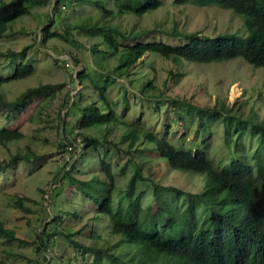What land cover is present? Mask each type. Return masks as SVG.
<instances>
[{
    "label": "trees",
    "instance_id": "obj_1",
    "mask_svg": "<svg viewBox=\"0 0 264 264\" xmlns=\"http://www.w3.org/2000/svg\"><path fill=\"white\" fill-rule=\"evenodd\" d=\"M49 2L0 0V38L8 35L13 21L28 14L27 4L46 5ZM171 4L179 8H218L227 11L232 19L223 28L214 27L209 32L208 28L189 29L183 22L179 25L176 19L168 25L164 21L155 24L154 30L177 43L171 44L144 40L149 30L139 26L140 19L160 9L164 0L53 1L54 7L41 28L40 42L67 37L75 40L82 36L92 58L90 66L105 74V78L95 81L85 66L77 70L78 61L70 58L72 73L89 94L83 104L81 91L77 90L72 96L67 94L64 104L67 116L75 100L78 103L77 125L73 128L74 135L60 132L71 148L68 152L71 160L82 152L95 151L99 170L97 179L93 175L86 180L84 177L75 179L74 172L78 168L76 170L73 162L64 160L59 166L65 171L58 184L66 176L93 206L90 216H83L80 210H69L70 219L65 220L61 212L57 216L47 213V217L39 221L40 230L30 241L17 237L14 228L5 227L0 221V238L5 243L17 241L33 246L36 258L27 257V264H56V244L62 251L61 262L64 258L69 264H94L92 260L89 262V255H99L107 264H264V118L260 119L254 108L228 107L224 101H216L210 110L190 101L170 99L173 106L180 108L183 118L198 119L202 130L207 128V121H220L224 142L232 151L226 161H214L205 149L177 148L141 125L140 118L123 122V112L116 110L118 102L109 97L108 90L118 79H124L120 81L123 108L129 107L127 94L152 100L162 97L153 77L140 81L138 76V70L146 63L142 59L146 54L168 61L171 65L168 78L174 81L184 77L188 64L241 58L254 68L264 67V0H171ZM27 48L0 53L1 58L10 60L4 70L19 60L12 74L0 72V83L33 74L34 65L25 56ZM61 87L63 84L40 83L21 92L13 101L1 98L0 116L6 121L15 119L34 99L52 96ZM120 125L124 127L120 136V144H126L123 147L112 143L106 134L111 126ZM96 126H105L101 138L90 132ZM58 128L61 131V126ZM23 137L20 130L0 126V146ZM243 137H248L249 144L255 148L236 156L237 139ZM107 144L128 157L126 162L133 166L132 176L122 189L115 184L111 165L98 152L101 145ZM39 158L32 151L23 153L19 149L6 165ZM3 164L5 162L0 161V178L7 169ZM163 167L169 173L194 177L191 185L196 186L195 190L190 186L183 189L156 182L161 178ZM149 183L152 203L143 208V191L138 185ZM13 204L27 211L23 199L16 197ZM49 217L50 221L46 222ZM72 225L79 227L73 230ZM82 233L95 244L83 242L79 238ZM59 234L64 238L63 247L57 238ZM67 248H71L72 255L65 253Z\"/></svg>",
    "mask_w": 264,
    "mask_h": 264
},
{
    "label": "rangeland",
    "instance_id": "obj_2",
    "mask_svg": "<svg viewBox=\"0 0 264 264\" xmlns=\"http://www.w3.org/2000/svg\"><path fill=\"white\" fill-rule=\"evenodd\" d=\"M53 1L50 0L46 5L27 4L28 14L13 21L8 35L0 38V53L7 50L19 51L28 46L25 56L35 68L30 76L9 83H0V99L13 101L21 92L40 83L63 84V87L55 91L52 96L34 99L17 118L6 121L0 116L2 124L0 126L8 130H20L24 135L20 140L0 146V161H4L5 164L2 167L7 168L0 178V221L5 227L14 228L17 237L28 241L34 239L35 232L40 230L39 221L46 218L47 213L50 216H57L61 212L65 220L70 219L69 210L73 212L80 210L83 216L93 214V206L82 196L77 187L69 183L66 176L58 184V181L62 179V172L65 171V169L64 171L59 169L61 163L64 160L73 162L76 170L78 168V171L74 172L75 179L84 177L86 180L91 175L97 179L99 170L97 152L93 151L90 154L82 152L72 160L68 154L70 146L65 137L74 135L73 128L77 125L78 103L75 100L67 116L64 108L66 96L67 94L72 96L77 90L81 91L83 104L86 96L88 98L89 91L85 85L81 86L76 80L72 67L66 65H71L70 58H75L78 61L75 68L78 70L85 66L95 81L105 78V74L100 71L96 72L90 66L92 58L86 40L82 36L75 40L67 37L63 40L51 38L45 40L44 44L40 42L41 28L46 23L50 10L54 7ZM172 19H176L179 25L183 22V25L189 29L208 28L209 32L214 27L223 28L232 17L227 11L218 8L196 6L179 8L173 6L171 0H164V5L160 9L140 19L139 26L149 30L144 40H161L177 44L153 29L154 25L160 21L168 25ZM142 59L146 63L138 70L140 81L153 77L163 95L159 100H152L127 94L129 107L123 108L121 103L123 87L120 81L124 79H118L108 90V94L110 99L118 102L116 110L118 113L123 112V122H133L140 118L141 125L170 141L177 148L205 149L214 161L224 162L229 158L232 148L224 142L223 127L220 121L218 119L207 121V128L202 130L198 125V119L183 118L182 114H179L180 108L173 106L170 99L190 101L198 107L210 110L216 101H224L228 107L254 108L259 118H264V67L254 68L241 58L211 64H188L185 67L184 77L174 81L168 78V70L171 69L168 61L148 54ZM8 61L10 60L0 57V72L6 75L12 74L15 64L19 62L17 60L13 66L4 70ZM91 96H94V93ZM60 126L61 131L58 128ZM93 129L95 130L90 131L91 134H97L101 138L105 126H96ZM123 130L124 127L121 125L111 126L109 132L106 133L108 139L112 143L120 144ZM60 132L66 136L61 135ZM249 141L248 137L237 139L239 149L236 156L245 155L254 150L255 146L249 144ZM125 145L120 144L121 147ZM19 149L23 153L32 151L40 158L32 162H11L9 166L6 165V161H9ZM98 152L101 158L111 165L117 188H124L133 173V166L128 161L126 162L128 157L117 151L112 144L101 145ZM100 177L103 180V176ZM160 177L156 182L177 185L183 189H187L188 186L192 190L196 188L195 185H191L194 177L189 174L169 173L163 167ZM138 189L143 191L141 205L143 208L147 207L152 203L151 184L138 185ZM16 197L23 199L27 211L14 206L13 201ZM35 218H37L36 221ZM85 219L86 217L83 221ZM48 221L50 217L46 220ZM64 226L67 227V225ZM78 227L79 225L73 226V230ZM57 238L60 239L61 247H63L64 238L61 234ZM79 238L85 243L95 244V241L88 240L83 233ZM61 252L60 246L56 244L54 248V255L57 257L56 264H69L64 258L61 262ZM65 253L72 255L73 251L67 248ZM27 257L36 258L33 246L20 244L17 241L5 243L0 238V264H27ZM88 260L89 262L92 260L94 264H107L99 255L94 257L89 255Z\"/></svg>",
    "mask_w": 264,
    "mask_h": 264
},
{
    "label": "built area",
    "instance_id": "obj_3",
    "mask_svg": "<svg viewBox=\"0 0 264 264\" xmlns=\"http://www.w3.org/2000/svg\"><path fill=\"white\" fill-rule=\"evenodd\" d=\"M67 67H69V64L66 65ZM71 149V148H70Z\"/></svg>",
    "mask_w": 264,
    "mask_h": 264
}]
</instances>
